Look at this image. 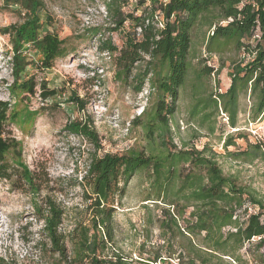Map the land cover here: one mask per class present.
<instances>
[{"label": "trees", "instance_id": "1", "mask_svg": "<svg viewBox=\"0 0 264 264\" xmlns=\"http://www.w3.org/2000/svg\"><path fill=\"white\" fill-rule=\"evenodd\" d=\"M0 2L2 9L19 12L22 18L21 23L0 29L1 35L9 37L12 48L13 82L8 87L11 98L34 97L38 85L43 101L55 97V89L48 90L45 81L38 83L27 73L31 66L41 72L50 71L57 61L71 56L66 40L44 30L51 24L48 17L42 19L44 1ZM101 2L107 9L112 31H123V43L119 47L104 34L105 30L93 28L92 36L102 37L99 54L110 53L118 82L133 84L136 94L149 83L150 95L155 97L131 123L132 127L141 128L145 145L121 154L99 155L102 142L91 121L77 120L66 126L69 135L87 141L94 149L85 175L75 181L91 215L90 225L76 226L66 234L60 230L65 211L54 197L50 181L43 186L38 173L24 163L22 144L10 130L19 116L15 104L12 100H0V180L24 187L37 196L46 191L42 204L34 209L37 221L43 224L41 233L45 241L40 248L58 257V264H136L116 249L115 206L139 173L148 176L149 198H154L148 200L163 202L168 207L163 209L168 219L163 222L167 231L165 243L176 248L180 264H250L243 251L247 247V253L264 247V198L256 189L226 175L218 154L209 145L201 150L187 146L178 149L173 144L171 122L178 111L181 90L187 84L192 36L200 23L210 29L205 44L210 55L235 53L238 59L230 60L231 83L227 91L208 97L196 92L191 115L206 123L224 114L236 129L239 115L247 113L242 101L248 99L252 122L264 120V0H170L166 5L163 0ZM129 4H136L135 10L140 13L125 14L123 8ZM158 13L164 18L163 29H157L152 22ZM137 28H142L139 37ZM30 51L39 57L36 62L29 58ZM203 72L200 78L212 73L211 69ZM77 104L85 110L84 101L77 98ZM232 139L225 141L226 148L235 144ZM231 156L249 164L256 160L264 162V144L248 145L245 151ZM246 205L259 212L248 214ZM175 254L167 259H142L139 264H170ZM254 261L264 264L263 256ZM0 264L12 263L0 257Z\"/></svg>", "mask_w": 264, "mask_h": 264}, {"label": "rangeland", "instance_id": "2", "mask_svg": "<svg viewBox=\"0 0 264 264\" xmlns=\"http://www.w3.org/2000/svg\"><path fill=\"white\" fill-rule=\"evenodd\" d=\"M43 1L46 10L42 19L48 17L51 23L44 30L54 32L66 40L71 56L57 61L50 71L41 72L31 66L27 73L34 76L38 83L45 81L47 89H55L57 95L43 101L38 85L34 97L11 98L8 87L13 82L10 65L12 48L9 37L0 34V100H12L15 104L14 110L19 116L10 130L22 144L24 163L31 171L38 173L43 186H46V181H50L53 195L65 211L64 231L68 234L76 226L90 225L91 215L86 208L82 189L75 181H80L85 175L94 149L87 141L69 135L65 131L66 126L77 120L91 121L102 142L99 155L121 154L130 148H141L145 145L141 128H134L131 124L130 130L126 132L127 123H132L138 117L143 102H146L147 108L155 97L149 95L147 101H142L139 94L135 93L133 84L124 85L117 81L114 63L99 55L97 50L102 37L92 36L91 29L100 27L117 46L121 47L123 43V31H112L109 22L100 15L103 7L101 0ZM135 7L136 4H129L123 8V12L140 13ZM21 22L19 12L2 9L0 2V29ZM87 23H90V27ZM108 28L109 31H106ZM125 29H129V23ZM209 34V27L203 23L193 32L191 68L187 84L181 90L178 111L171 122L173 144L178 149L187 146L199 150L209 145L218 154L219 163L226 175L236 177L243 186L256 189L264 198V162L256 160L249 164L235 161L231 156L232 153L245 151L248 145L259 142L264 144V120L252 122L248 113L249 100L242 101V107L247 113L239 115L236 129L225 121L222 114L212 117L206 123H202L199 116L191 115L196 92L208 97L216 92L227 91L231 83L230 60L238 59L235 53L210 55L205 47ZM83 54L87 57H79ZM28 56L34 62L39 59L33 51ZM79 63L87 65L79 67L82 65ZM209 69L211 75L200 78L205 73L203 71ZM73 98L76 101H72ZM77 98L86 103L85 110L77 104ZM113 117L118 118L119 127L111 125ZM229 137H234L232 140L235 144L226 148L225 141ZM149 185L146 173L137 174L126 196L116 202V249L136 264L142 259L147 261L158 256L167 259L173 253L176 254L169 263L180 264L176 248L165 243L167 231L163 228V222L168 219L163 209L168 207L163 202L148 200L154 199L149 198ZM45 194L43 190L40 196L33 195L24 187L0 180V257L6 261L12 264H58V257L40 248L45 239L34 209L35 205L42 204L41 199ZM246 208L248 214L259 212L252 205H246ZM180 223L184 225L182 220ZM257 241L254 240V243ZM247 248L243 255L250 260V264H257L254 259L259 256L264 258V247L259 251L254 248L249 253Z\"/></svg>", "mask_w": 264, "mask_h": 264}, {"label": "built area", "instance_id": "3", "mask_svg": "<svg viewBox=\"0 0 264 264\" xmlns=\"http://www.w3.org/2000/svg\"><path fill=\"white\" fill-rule=\"evenodd\" d=\"M131 1H132V3H136L137 2V0H131ZM169 2H170V0H163L164 5L168 4ZM90 15H92V14H90ZM100 15H102L105 18L106 21L109 20V18H108V12H107V9H106L105 5H103V7H102V10L100 11ZM149 22L150 21H147L146 24L148 25ZM152 22L155 24V26L157 27V29H163L164 26H165L164 18L159 13L155 15V18H154V20ZM87 24L90 27V23H87ZM136 30H137L138 37L141 36L142 28H137ZM99 37L101 38V36H99ZM95 49L97 50V48H95ZM99 55L101 57H105L106 60L111 61V55H110V53L106 52V53L99 54ZM81 57H87V55L86 54H83ZM79 64L87 65V63H79ZM77 66H78V64H77ZM102 73H103V70L100 72V74H102ZM98 83L100 84V81H98ZM151 91L152 90L150 88L149 83H146L144 85L142 91L139 93V97H141L140 99L142 101H144V99H146V101H147L148 100L147 97L150 95ZM143 103L144 104L140 107V109H139V111L137 113V116H140L144 112V110L146 108V105H147L146 102H143ZM223 117H224L225 121L228 123V117L226 115H224V114H223ZM112 120H113V122H111V125L113 127H119L120 126V124L118 123L119 120H118L117 117H113ZM130 125H131V122H128L127 123L126 132H128L130 130ZM41 225H42V228H43V224L42 223H41ZM60 230L63 231V232H65L64 231V224L61 225Z\"/></svg>", "mask_w": 264, "mask_h": 264}]
</instances>
